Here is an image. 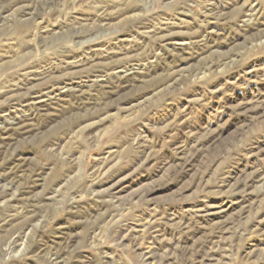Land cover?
<instances>
[{
  "label": "rangeland",
  "instance_id": "obj_1",
  "mask_svg": "<svg viewBox=\"0 0 264 264\" xmlns=\"http://www.w3.org/2000/svg\"><path fill=\"white\" fill-rule=\"evenodd\" d=\"M20 117L0 264H264V0H0Z\"/></svg>",
  "mask_w": 264,
  "mask_h": 264
},
{
  "label": "bare ground",
  "instance_id": "obj_2",
  "mask_svg": "<svg viewBox=\"0 0 264 264\" xmlns=\"http://www.w3.org/2000/svg\"><path fill=\"white\" fill-rule=\"evenodd\" d=\"M258 30V29H257ZM175 54V53H174ZM187 58V57H186ZM189 58V57H188ZM236 61V60H235ZM220 63V62H219ZM144 73V72H143ZM137 75V74H136ZM126 77V76H125ZM121 78V77H120ZM163 78V77H162ZM124 79V78H123ZM138 80H140L142 83H145L144 82V80L143 79H140V78H137ZM146 80V79H145ZM112 85V84H111ZM138 85V84H137ZM139 86V85H138ZM142 86V85H141ZM145 86V85H144ZM144 86H142V87H144ZM115 90V89H114ZM105 91H107V90H105ZM116 91V90H115ZM111 92H113V91H111ZM121 94V93H120ZM50 97H52V96H50ZM52 100V99H51ZM104 101V100H103ZM113 101V100H112ZM105 102V101H104ZM53 104V103H52ZM93 104V103H92ZM85 105V104H84ZM98 105V104H97ZM104 106H105V104H104ZM94 108H96V107H94ZM98 108V107H97ZM96 108V109H97ZM26 116V115H25ZM31 119H33L32 117H27V119L25 120V119H21V117H20V119L19 118H14V119H12V121L11 122H9L8 124H7V126L6 127H4L3 129H1V130H3L2 131V133L0 134V148H4V146L6 145V141L4 140V138L6 137V136H4L6 133H7V135H9L10 136V129H12V130H14V129H18L20 132H27V131H29V130H31V129H33V126H35V123L33 122V121H30ZM9 120V119H8ZM38 123V122H37ZM36 123V124H37ZM35 127H37V126H35ZM17 130V131H18ZM19 132V133H20ZM13 134V133H12ZM18 134V133H17ZM12 137V136H11ZM10 137V138H11ZM6 139V138H5ZM22 166H24L23 164H22V162H18L17 164H15V170L17 169V168H20V170H21V167ZM13 168V169H14ZM12 169V168H11ZM23 169V168H22ZM14 170V171H15ZM18 170V169H17ZM28 170V169H27ZM12 172H13V170H12ZM21 172V171H20ZM24 172V171H23ZM26 172V171H25ZM15 173V172H14ZM18 173V172H17ZM16 174V173H15ZM22 174V173H21ZM24 174V173H23ZM17 175V174H16ZM26 175V174H25ZM18 177V176H17ZM15 180H17V178H12L10 181H15ZM17 182H18V180H17ZM69 232V231H68ZM70 235H68V234H65V235H63L62 237H61V240H59V241H55V242H52L51 244H47V242L45 243V244H43V246H40L39 247V249H38V252L39 253H42V254H51L52 255V257L54 256V260H56V263H58V262H65L64 261V258H65V255L69 252V250H70ZM72 238V237H71ZM36 240V239H35ZM38 241V240H37ZM41 241V240H40ZM31 245V244H30ZM72 252V251H71ZM37 255V254H36ZM78 256V255H77ZM73 258V257H72ZM78 262V261H77ZM81 262V264H84L83 262L84 261H80ZM71 263V262H70ZM88 264V263H87Z\"/></svg>",
  "mask_w": 264,
  "mask_h": 264
}]
</instances>
